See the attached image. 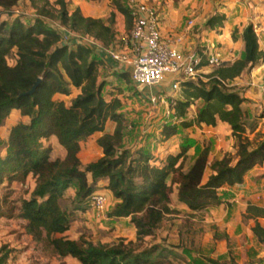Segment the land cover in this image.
Instances as JSON below:
<instances>
[{
  "label": "trees",
  "instance_id": "1",
  "mask_svg": "<svg viewBox=\"0 0 264 264\" xmlns=\"http://www.w3.org/2000/svg\"><path fill=\"white\" fill-rule=\"evenodd\" d=\"M20 1L0 0V14L8 17H0V125L12 110L29 119L9 131L5 153L0 155V185L16 174L35 179L33 196L24 199L20 206V217L27 222L26 230L34 238L38 239L42 232L48 237L68 229L69 214L61 202L65 190L73 183L76 199L81 203L98 192L94 188L99 181H106L105 189L117 201L112 214L130 217L137 238L141 239L158 228L171 212L173 193L176 201L191 211L216 206L223 202L221 188L241 185L249 170L264 163V137L253 143L246 135V113L241 107L245 98L227 83L264 58L251 23L241 31L240 58L222 62L206 79L183 83V99H177L173 107L180 121L163 123L159 131L161 138L167 140L176 134L178 125L215 126L218 121L224 122L230 128L234 157L225 153L209 162L210 147L204 144L185 169L187 146L164 158L120 148L122 103L119 97H104L105 83L100 80L105 62L114 63L83 42H62L61 30L45 22L55 19L72 33L91 36L109 46L115 42V12L123 16L127 30L131 26L127 2L124 5L122 0H111L112 10L106 19H101L83 15L78 7L70 11L66 0H54L53 4L29 0L36 18L25 19L15 12ZM224 20L225 15L217 13L207 19L205 26L219 27ZM11 56L14 63L9 65ZM117 68L119 71L115 73L124 78L128 72ZM70 87L78 93L69 105L54 99L56 94L68 95ZM137 87L139 91L143 89ZM193 100H201L202 106L192 120L185 121L186 110ZM108 120L114 122L111 133L104 132ZM96 132L101 133L96 144L102 154L82 166L81 143ZM50 137L62 148L63 156L51 158L49 147L42 143ZM206 169L209 173L205 177ZM242 220L253 222L250 231L258 243L264 244V223L260 222L264 221V206L248 202ZM51 242L58 255H70L80 264H160L176 256L166 246L107 247L62 237ZM7 259L8 252L0 250V264H6Z\"/></svg>",
  "mask_w": 264,
  "mask_h": 264
},
{
  "label": "rangeland",
  "instance_id": "2",
  "mask_svg": "<svg viewBox=\"0 0 264 264\" xmlns=\"http://www.w3.org/2000/svg\"><path fill=\"white\" fill-rule=\"evenodd\" d=\"M47 1L49 4L54 2V0ZM66 1L70 11L78 7L83 15L94 18L106 19L112 10L111 0ZM146 1L156 6L160 26L163 22L168 26L163 35L175 36L185 33L186 41L191 50L196 51L201 50L200 43L203 32L207 30L205 26L207 19L217 14L226 5V0ZM122 2L125 5L127 0H122ZM15 12L25 19L36 18L35 9L29 0H21ZM118 16L119 14H115L113 29L114 35H116L115 42L120 44L122 36L128 30L125 24L119 30ZM0 17L6 18L7 16L0 14ZM45 22L52 27L58 25L55 19ZM187 26L189 27L185 31ZM75 39V37L72 38V40ZM13 63L14 58L11 56L8 59V64L12 65ZM105 65L100 70V80H104L105 83L102 94L106 99L113 95L119 97L122 103L119 110L124 120L121 149H129L132 152L141 150L156 158H162L168 149L173 150L187 146L191 153L188 155L189 151L187 152L185 169L194 156L193 153L197 152L204 144H208L212 150L218 149L219 155L230 153L234 157L230 132L228 133L229 128L220 122L217 124L218 132L216 133L206 130L198 132L194 127L178 125L175 136L168 141L163 140L158 129L164 122L178 124L180 119L174 120L165 114L170 100L169 96L166 103H160L153 107L143 95L149 91L156 92L163 87L167 89V85L150 89L143 88L139 91L128 73L122 78L112 69L111 63L106 61ZM214 68H208L207 73L213 71ZM198 80L201 79L198 77L195 79L187 78L181 84L187 81L197 82ZM227 83L231 85L230 81ZM77 93L78 90L70 87L68 95L56 94L54 99L69 105ZM166 94H172V92L168 90ZM174 97L176 100L183 99V86ZM201 106V100H193L186 110L184 120H192ZM245 107L247 108L246 111L250 113V115L246 114L245 118L246 135L253 143H256L264 137V118L262 117L264 108L261 105L250 106L248 103L245 104ZM246 111L245 113H248ZM28 119L17 110L10 111L3 119L0 125V155L5 153L11 127L17 123H27ZM211 137L214 143L208 139ZM95 138L96 134L81 143L79 156L82 166L95 161L102 154ZM42 143L49 147L51 158L63 156V150L55 138L50 137ZM208 173L209 170L206 169L205 177ZM245 180L243 185L233 189L232 192L230 190L221 191V196L226 199L221 210L223 214L226 213V216L222 218H220L221 212H218L219 207L214 209V206H209L202 210L191 211L178 203L173 193L169 203L171 212L165 215L158 228L151 234L144 235L141 239L137 238L130 217H117L112 214L117 201L105 189L101 181L94 190L103 193L106 197V203L102 210H97L89 199L81 203L78 202L75 196L76 183H73L65 190L61 202L62 207L69 214L68 229L63 234H52L48 237L42 232L41 236L36 239L27 232V222L20 217L22 201L33 196L35 179L31 175L24 178L19 174L11 175V179L5 178L0 185V250L8 252L6 264H80L76 258L70 255L60 256L55 252L51 241L62 237L107 247L115 245L146 249L156 245L160 248L165 246L171 248L176 256H170L167 261H161L160 264H215L222 262L228 264H264V244L260 245L255 238L250 239L244 235L243 248L240 246L241 236H239L242 228L238 222L235 225L231 222V218L234 217L235 219V217L241 216L245 204L248 202L264 206V175L257 172L255 176L251 175ZM218 221L223 222L225 227ZM260 222L264 223L263 220ZM248 223L252 225V222Z\"/></svg>",
  "mask_w": 264,
  "mask_h": 264
},
{
  "label": "built area",
  "instance_id": "3",
  "mask_svg": "<svg viewBox=\"0 0 264 264\" xmlns=\"http://www.w3.org/2000/svg\"><path fill=\"white\" fill-rule=\"evenodd\" d=\"M127 7L131 26L122 36L120 44L114 42L104 46L91 36L74 34L59 24L54 27L61 30L62 42H69L75 37L76 41L87 44L103 58L127 71L136 86L150 89L167 85V89L163 87L156 92L149 91L144 97L155 107L166 103L169 96L165 114L177 120L173 110L177 101L174 96L180 92L183 86L181 82L187 78L206 79L208 68L224 62L221 50L212 42L201 47L200 51L184 50L180 45L186 39V34L164 36L154 4L146 0H127ZM168 90L172 94H166ZM89 200L97 210H102L106 203V197L101 192H93Z\"/></svg>",
  "mask_w": 264,
  "mask_h": 264
},
{
  "label": "crops",
  "instance_id": "4",
  "mask_svg": "<svg viewBox=\"0 0 264 264\" xmlns=\"http://www.w3.org/2000/svg\"><path fill=\"white\" fill-rule=\"evenodd\" d=\"M225 4L226 5L224 7H222L217 12L218 14H224L225 15V20H224L222 26L215 27L212 29L207 28V30L205 32H203V37L201 38V43H200L201 45L200 46L203 47V46L207 45V43H210V42L215 43L218 46V48L221 50L222 57H223L224 61L231 63L234 60L240 58L241 53L243 51V42L241 39V31L248 23H251L253 28H254V31L257 35L259 48H260V50H262L264 52V0H226ZM115 14H119V13L115 12ZM85 16H89V15H85ZM117 22H118L117 24L119 26V30H121L123 27V24H124V19H123V16L121 14H119ZM167 29H168V26L166 24H164V22H163L161 25L162 34L164 32H166ZM234 31H235V33H234L235 38L232 37V34ZM186 40H187V38L180 45V48H183L184 50L191 49V47L188 45ZM109 64H110V62H109ZM111 66H112V69L114 71L115 70L119 71L117 66H115L114 64L111 63ZM110 72H109V74H110ZM230 83H231V85L235 86L239 90L241 96L245 98V101L241 105V107L244 111L247 110V108L245 107L246 103H248L250 106L261 105V107L264 108V58H262L255 66H253L249 70H244L243 72H241L240 75H238L235 78H233L232 80H230ZM111 97H114V95L110 96L108 99H110ZM246 112H248V111H246ZM246 114L250 115L249 112ZM219 122L223 123L226 126V128H229L228 124L221 122V121H218L215 126L192 125L190 127L196 128L198 132H201V131L204 132L206 130V131H212V132L216 133V132H218L217 131V124ZM161 127L158 129V131H160ZM113 128H114V122L108 120L105 124L104 132L111 133ZM229 132H230V128L228 129V133ZM94 134H96V138H95V142H96L97 137L100 136L101 133L96 132ZM174 136H172V137H174ZM172 137H170V138H172ZM202 137H203V135H202ZM170 138L167 139V141L170 140ZM208 139H210L214 143V140L212 137L208 138ZM167 141H165V142H167ZM201 148L199 150H201ZM199 150H197V152H195V153L197 154ZM177 151H178V149H173V150L168 149L165 152V155L168 153H176ZM188 151L187 152L189 155L191 153V150L189 149ZM195 153H193L194 156L192 157V159H190V162H192L194 157L196 156ZM165 155L162 158H164ZM222 156H223V154L219 155L218 149L214 148L212 150L210 148L209 162L212 161L213 159L221 158ZM79 158H80V156H79ZM80 161H81V159H80ZM85 165L86 164H84V166ZM257 172H260L262 175H264V163L261 166H255L254 168L249 170L245 174L244 181L241 185H243L245 183V181H246L245 179L247 177H249L251 175L255 176L257 174ZM101 182L103 183V185L106 184V181H104V180H102ZM101 182H99L98 184H100ZM241 185H239V186H241ZM239 186L223 187L220 189V194H221L222 190H230L232 192L233 189H237ZM221 199L223 202H224V200H226L223 197ZM223 202L221 204H219L220 206L217 205V206H214L213 208L217 209L219 207L218 212L219 211L221 212V210L223 209V206H222ZM246 204H245V206H246ZM244 209H245V207H244ZM243 212H244V210L242 211V213ZM221 213H220V215H222V216L220 218L226 216V213H224V214H223V212H221ZM241 219H242V214L238 218L237 217H235V219H234V217L231 218V222L234 225L237 224V222L240 224V228H242V232L239 235V236H241L240 246H242L244 248V245H243L244 244V237L246 236L247 238H250V239H253L255 237L252 235V233L250 231L251 225H250V223H248V222H252V221L249 220L247 222H244ZM218 223L222 224V226L225 227L223 222L218 221ZM245 223H248V224H245ZM260 245H262V244H260Z\"/></svg>",
  "mask_w": 264,
  "mask_h": 264
},
{
  "label": "water",
  "instance_id": "5",
  "mask_svg": "<svg viewBox=\"0 0 264 264\" xmlns=\"http://www.w3.org/2000/svg\"><path fill=\"white\" fill-rule=\"evenodd\" d=\"M32 91H30V93H31Z\"/></svg>",
  "mask_w": 264,
  "mask_h": 264
}]
</instances>
